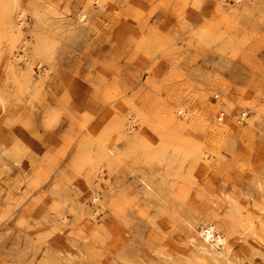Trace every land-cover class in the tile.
<instances>
[{"label":"rangeland","instance_id":"obj_1","mask_svg":"<svg viewBox=\"0 0 264 264\" xmlns=\"http://www.w3.org/2000/svg\"><path fill=\"white\" fill-rule=\"evenodd\" d=\"M15 3L0 264H264V0Z\"/></svg>","mask_w":264,"mask_h":264},{"label":"bare ground","instance_id":"obj_2","mask_svg":"<svg viewBox=\"0 0 264 264\" xmlns=\"http://www.w3.org/2000/svg\"><path fill=\"white\" fill-rule=\"evenodd\" d=\"M6 4H8V0H3ZM12 2V1H11ZM16 0L14 1V3H12L11 5H6L5 4V6L3 7V9H2V13H1V16H0V22H1V24H2V26L6 29V30H9V31H13V28H14V26H13V12H14V10H15V6H16ZM18 5V4H17ZM18 7V6H17ZM18 10V9H17ZM21 11H23V9L21 10ZM26 12V11H25ZM24 12V13H25ZM4 32H5V30H4ZM8 32V31H7ZM13 34V33H12ZM15 35H17V34H15ZM10 36V35H9ZM15 38V37H14ZM243 114H246V112H243ZM250 228H252V227H250ZM216 234V230H215V228L212 226V225H210L208 228H207V230H206V232H203V236H204V239H205V241L209 244V245H207V247H206V251L210 254H215L214 255V259L216 260V261H220V259H219V252H217V250H216V248L215 247H220L224 242H225V240L222 238V237H220V236H216L215 235ZM194 240V238H192V241ZM252 240H254V242L256 241V242H258L260 239L258 238V237H256L255 236V233L252 235ZM193 243V242H192ZM259 245V244H258ZM254 246V245H253ZM204 248V247H203ZM202 248V249H203ZM212 249V250H211ZM205 251V252H206Z\"/></svg>","mask_w":264,"mask_h":264},{"label":"built area","instance_id":"obj_3","mask_svg":"<svg viewBox=\"0 0 264 264\" xmlns=\"http://www.w3.org/2000/svg\"><path fill=\"white\" fill-rule=\"evenodd\" d=\"M221 117H223V116H221ZM241 117H244V114H242V116ZM245 121V119L243 120V122Z\"/></svg>","mask_w":264,"mask_h":264}]
</instances>
